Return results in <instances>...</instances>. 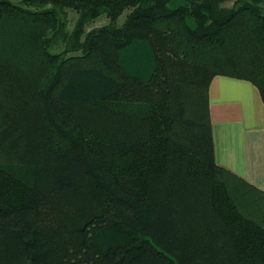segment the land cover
<instances>
[{"label":"trees","instance_id":"obj_1","mask_svg":"<svg viewBox=\"0 0 264 264\" xmlns=\"http://www.w3.org/2000/svg\"><path fill=\"white\" fill-rule=\"evenodd\" d=\"M217 74L264 102V0H0V264H264Z\"/></svg>","mask_w":264,"mask_h":264},{"label":"crops","instance_id":"obj_2","mask_svg":"<svg viewBox=\"0 0 264 264\" xmlns=\"http://www.w3.org/2000/svg\"><path fill=\"white\" fill-rule=\"evenodd\" d=\"M208 109L216 164L264 191V102L256 85L217 74Z\"/></svg>","mask_w":264,"mask_h":264},{"label":"rangeland","instance_id":"obj_3","mask_svg":"<svg viewBox=\"0 0 264 264\" xmlns=\"http://www.w3.org/2000/svg\"><path fill=\"white\" fill-rule=\"evenodd\" d=\"M226 5H229L230 2H226L224 3ZM128 11L125 10L121 15L120 17H118L117 19V23L120 24L123 20H124V17L126 15ZM67 25H68V28L69 29H72L73 25H74V22L77 18V13L72 10V9H69L67 10ZM107 19L105 18L104 15H100L98 17H96L95 19L91 20L90 22L87 23V25L85 26V30H89L90 28L92 27H95V26H101L103 24H106L107 23Z\"/></svg>","mask_w":264,"mask_h":264}]
</instances>
